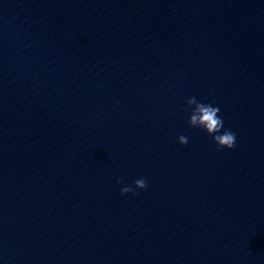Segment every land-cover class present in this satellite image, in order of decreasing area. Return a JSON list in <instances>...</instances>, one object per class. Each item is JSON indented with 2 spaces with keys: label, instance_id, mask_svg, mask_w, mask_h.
Masks as SVG:
<instances>
[{
  "label": "clouds",
  "instance_id": "obj_1",
  "mask_svg": "<svg viewBox=\"0 0 264 264\" xmlns=\"http://www.w3.org/2000/svg\"><path fill=\"white\" fill-rule=\"evenodd\" d=\"M187 108L191 109L188 125L191 128H197L205 131L207 135L212 137L213 143L217 149H234L236 147V134L230 129L224 128V120L219 115V107H215L210 103H203L195 96H191L186 101ZM178 143L186 146L189 143L187 136L181 134L178 136ZM117 183H123L122 179H117ZM148 182L145 178H139L134 181V188L125 186L121 188V195L126 193L135 194V189H145Z\"/></svg>",
  "mask_w": 264,
  "mask_h": 264
}]
</instances>
